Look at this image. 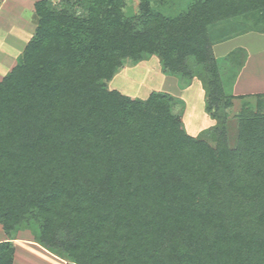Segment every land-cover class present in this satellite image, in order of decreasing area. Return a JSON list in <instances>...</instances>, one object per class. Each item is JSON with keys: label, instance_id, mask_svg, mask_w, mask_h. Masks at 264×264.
Masks as SVG:
<instances>
[{"label": "trees", "instance_id": "16d2710c", "mask_svg": "<svg viewBox=\"0 0 264 264\" xmlns=\"http://www.w3.org/2000/svg\"><path fill=\"white\" fill-rule=\"evenodd\" d=\"M168 0H162L166 4ZM38 0L36 28L0 79V264L11 240L66 264H264V93L235 115L214 46L264 33V0ZM157 55L205 89L215 144L189 134L169 93L107 86L125 59ZM247 52L228 58L234 77Z\"/></svg>", "mask_w": 264, "mask_h": 264}, {"label": "rangeland", "instance_id": "374dc122", "mask_svg": "<svg viewBox=\"0 0 264 264\" xmlns=\"http://www.w3.org/2000/svg\"><path fill=\"white\" fill-rule=\"evenodd\" d=\"M14 1L17 5L12 7ZM139 1L126 0V12L137 13ZM152 1L158 9L171 13L182 10L189 0H168L166 4L162 3V0ZM5 4L0 14V77L5 75L16 62L18 54L21 55L26 42L32 37L36 28L33 0H9ZM8 6H11L10 10ZM260 37L262 36L247 33L215 45L216 57L228 92L236 94V90L239 92L254 90L249 84H239L235 90L237 75L234 77V67L225 57L228 51L246 41H251L250 43L255 47L254 52L252 51L254 61L251 63L253 73L251 78L258 83L257 85L264 88V83L261 84V81H264V53L259 54V51L264 52L262 49L264 38ZM198 72L192 78L166 73L160 58L157 55H151L138 62L125 59L113 78L108 81L107 86L140 99H146L152 91L169 93L174 98L173 111L182 119L186 131L215 144L214 139L217 137L221 124L205 110V89ZM246 104L256 109L257 98L254 95L245 99L235 98L233 106L228 111L232 144L235 142V115ZM34 233L35 229L29 228L19 231L18 235L34 238Z\"/></svg>", "mask_w": 264, "mask_h": 264}, {"label": "crops", "instance_id": "0c3cea01", "mask_svg": "<svg viewBox=\"0 0 264 264\" xmlns=\"http://www.w3.org/2000/svg\"><path fill=\"white\" fill-rule=\"evenodd\" d=\"M6 1H9V0H0V14L2 13L4 6L6 5L5 4ZM36 1H38V0H33V5H35ZM15 4L17 5V3H15V1H14V3H12V7L15 6ZM8 7L10 10L11 6H8ZM34 11H35V7H34ZM247 33L256 34V35L262 36L260 38H264V33H261V32L250 31ZM247 33H245V34H247ZM245 34H242V35H245ZM27 42H26V44H27ZM250 42L251 41L243 42V43H241V45L236 46L235 48L231 49L230 51H228L226 53V56H227L231 51H233L234 49L239 48V47L244 48L247 52V55H245V58H244L243 66L240 69V71L236 77L234 88L236 90V87L239 84H249L251 87L254 88V90L251 89V90L242 91V92H239L236 90L235 95H246V96L250 97V96H253V95L258 94V93H264V88L260 87V85H257L258 83L255 82L251 78V76L253 74L251 71L252 70L251 63L254 61V58H253L254 54L252 53V51L254 52L255 47ZM263 45H264V42H263ZM25 46H24V48H25ZM262 49H264V48H262ZM214 51H215V46H214ZM263 53L264 52L259 51V54H263ZM215 55H216V53H215ZM18 57H19V54H18ZM16 62H17V60H16ZM16 62L10 67V70L16 64ZM3 76H1L0 79ZM263 83H264V81H261V84H263ZM257 88H259V89H257ZM18 233L14 236V238L11 239L13 241V244L15 247V252L13 253L14 254L13 264H66L67 263L66 260L60 258L59 256L55 255L54 253L50 252L48 249H46L45 247H43L42 245H40L39 243L34 241V238L20 236V235H18ZM7 239H9V236L3 231L2 228H0V243L2 241L7 240Z\"/></svg>", "mask_w": 264, "mask_h": 264}]
</instances>
